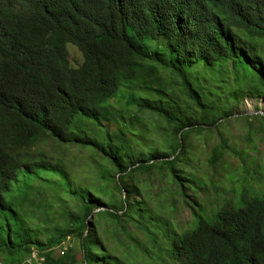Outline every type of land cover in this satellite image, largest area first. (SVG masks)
Here are the masks:
<instances>
[{"label":"trees","instance_id":"obj_1","mask_svg":"<svg viewBox=\"0 0 264 264\" xmlns=\"http://www.w3.org/2000/svg\"><path fill=\"white\" fill-rule=\"evenodd\" d=\"M68 44L82 56L76 67ZM217 77L229 80L227 91ZM244 97L264 103V0H0V259L37 264L36 250L40 264H61L52 249L72 236L81 264H128L87 221L104 208L95 215L164 235L172 264H264V192L205 218L201 180L185 167L189 135L232 116ZM146 112L172 126L163 146H143L137 114ZM256 116L264 122V112ZM45 135L99 153L102 178L124 194L118 206L104 202L106 189L78 184L35 153ZM152 169L183 198L194 228L176 232L133 199L132 173ZM41 191L52 198L41 201ZM55 203L64 227L48 230L37 215Z\"/></svg>","mask_w":264,"mask_h":264},{"label":"rangeland","instance_id":"obj_2","mask_svg":"<svg viewBox=\"0 0 264 264\" xmlns=\"http://www.w3.org/2000/svg\"><path fill=\"white\" fill-rule=\"evenodd\" d=\"M67 52L72 66L81 64L82 56L74 46L68 44ZM217 80L218 85L215 86L227 91L229 80H220L219 77ZM207 83L214 86V83ZM212 99L215 100V97ZM232 110V116L219 121L209 131L191 133L188 137L190 151L186 154L188 159L185 161V167L190 168L195 179L201 180L198 183L197 200L205 218H211L218 209L230 204L242 194L258 196L264 192V122L256 116L264 112V103L244 97ZM137 115L141 119L140 125L146 129L141 141L143 146H163L165 134L171 133L172 126L149 112ZM219 148L223 150L222 154L211 160V154ZM33 151L50 163L64 166L71 179L78 184L106 189L104 202L116 207L124 199V194L118 193L112 179L107 182L102 178L99 166H104L105 162L96 151L74 144H60L46 135L36 142ZM234 152H239L244 162L238 159ZM108 165L110 166L109 163ZM111 174L114 175L113 170ZM132 179L136 182L138 194L134 196V200L145 201L151 209L159 211L161 218L176 232L194 228L195 221L189 207L183 202V198L169 187L161 171L152 169L134 172ZM190 191L189 187H186V194L194 198L195 193ZM40 196L41 201L47 202L52 198V193L41 191ZM68 202L73 201L68 199ZM60 209L62 205L55 203L48 216L37 215V211L35 216L37 215V221H41V225L48 230L55 226L64 227L63 218L59 215ZM104 210L95 209L87 221L91 222L95 234L114 254L125 259L128 264H172L168 254V241L164 235L155 230L153 236L147 235L136 223L126 222L124 218L113 221L105 216L95 215ZM62 244L63 247L52 249V257L61 264H81L78 240L69 236ZM59 250L68 252L67 257L62 258ZM36 253L34 250L32 258L40 264L42 259L36 258ZM0 264H5V258L0 259ZM22 264L33 262L28 256H24Z\"/></svg>","mask_w":264,"mask_h":264}]
</instances>
